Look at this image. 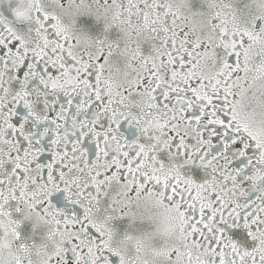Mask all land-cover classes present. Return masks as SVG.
<instances>
[{
    "label": "snow or ice",
    "instance_id": "obj_1",
    "mask_svg": "<svg viewBox=\"0 0 264 264\" xmlns=\"http://www.w3.org/2000/svg\"><path fill=\"white\" fill-rule=\"evenodd\" d=\"M0 264H264V0H0Z\"/></svg>",
    "mask_w": 264,
    "mask_h": 264
}]
</instances>
